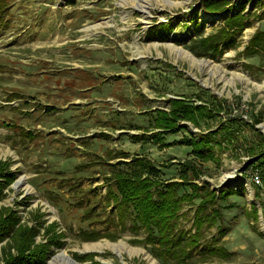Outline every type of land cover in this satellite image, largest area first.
<instances>
[{"label":"rangeland","instance_id":"obj_1","mask_svg":"<svg viewBox=\"0 0 264 264\" xmlns=\"http://www.w3.org/2000/svg\"><path fill=\"white\" fill-rule=\"evenodd\" d=\"M72 1L0 0V161L13 174L0 192V217L13 228L12 239L0 241V264L17 247L39 254L40 264H161L131 242L143 230L122 231L109 197L111 171L127 168L118 159L135 157L158 168L151 180L161 189L182 178L195 185L178 194L236 192L216 201L221 217L202 227L185 264H264V178L255 184L247 168L264 160V50L253 41L264 33V0ZM206 3L234 7L218 13ZM240 11L248 27L228 28L225 20ZM222 34L232 37L216 59L186 49L189 40ZM177 99L220 109L198 127L182 122L158 146L153 118ZM233 121L213 159L201 162L180 144ZM187 161L196 172L180 177ZM197 204L184 201L178 231L193 233ZM95 233L116 238L86 241ZM210 244L229 256H207Z\"/></svg>","mask_w":264,"mask_h":264},{"label":"trees","instance_id":"obj_2","mask_svg":"<svg viewBox=\"0 0 264 264\" xmlns=\"http://www.w3.org/2000/svg\"><path fill=\"white\" fill-rule=\"evenodd\" d=\"M68 5L73 3L72 0H66ZM206 9L215 10V12H223L227 8L234 7V5H220L216 4L211 7L206 3ZM243 12L231 16L225 20L226 26L234 30H241L248 27V23L243 19ZM197 31H200L197 29ZM200 37V35H198ZM232 36L221 35L216 41L205 37L200 42H192L189 40L186 49L197 58L216 59L217 55L221 53L220 46L229 41ZM257 43L264 50V33L257 32L253 37V41ZM191 43V44H190ZM193 43V46H191ZM218 49V50H217ZM215 109H220L219 104L208 106L201 103L199 105L187 104L184 99H177L171 102L168 111H158L153 118V126L161 129L162 132L156 133L151 139L155 142L160 141V136L165 133L175 134L184 128V123H190L193 127H198L200 120L205 118L210 119L218 112ZM236 126L235 121L230 122V126H217L215 130H207L206 132H199L197 136L183 137L180 144L188 146L191 149V155L196 156L201 162L213 159V148L221 147L224 141H230L234 134L232 131ZM251 129V126H247ZM233 129V130H232ZM221 135H219V133ZM228 135V136H225ZM219 138V142L216 139ZM213 143V144H212ZM219 147V149H220ZM248 153L253 154L254 149H248ZM260 152L258 155H260ZM216 160V157H215ZM126 165V169H117L116 164L111 171V182L114 190L109 192V197L116 206V218L120 219L122 231L128 229L135 233L143 230L145 237L141 240H132V243L139 244L147 248V252L157 259L161 264H168V261H173L178 264H185L191 257L192 251L198 247V241L202 236V227L204 225L211 227L216 219L220 218V213L214 208L216 201L225 199L226 195L232 192H224L220 190L216 195L215 191L206 192V197H197L195 194L182 193L177 191L185 186L194 187L191 181L184 182L182 178L176 181H167L160 186L156 181L151 180V176L159 173V170L152 166L148 160L135 157L129 162H121ZM183 170L180 171V177L187 171L196 172V168L192 161L182 162L180 165ZM264 160H253L249 162L247 168L257 171L261 179L264 178ZM0 192L3 185L10 183L13 180V174L9 170V164L5 161H0ZM110 179V178H109ZM154 187V189H153ZM193 191V189L191 190ZM198 200V204L193 212L192 226L194 231L191 235L177 230V220L180 215L177 212L183 206L185 200ZM9 214V212H8ZM2 216V211H0ZM7 216V215H5ZM130 223V226L126 225ZM10 232H13L11 225L3 222L0 217V241L6 237L7 240L12 239ZM219 236L223 235L222 231L218 232ZM9 235V237H8ZM101 238H108L115 240V235L95 233L91 235L86 241H96ZM131 243V244H132ZM16 254L8 252L6 254L5 264H40V260L36 257V252L28 249L15 248ZM207 256H216L220 258H227L229 253L221 246H214L210 244L206 246Z\"/></svg>","mask_w":264,"mask_h":264},{"label":"crops","instance_id":"obj_3","mask_svg":"<svg viewBox=\"0 0 264 264\" xmlns=\"http://www.w3.org/2000/svg\"><path fill=\"white\" fill-rule=\"evenodd\" d=\"M243 123H244V122L241 120V123H240V126H241V127H244V126H246V127H247V126H250V125L247 124V123H244V126H243ZM153 127H154V126H153ZM154 129H155V131H156V132L153 133L154 135H155L156 133H160V132H162L161 129H157V128H155V127H154ZM247 129H249V128L247 127ZM178 132H179V131H178ZM178 132H177V133H178ZM175 134H176V133H175ZM162 135H163V134H162ZM162 135L160 136V141L157 142V143H155V144H157L158 146H161V145H162V144H161V141H162V140H161V137H162ZM134 138L139 139L137 136H134ZM182 138H183V137H181V139H182ZM181 139H180V140H181ZM57 147H58V145L55 143V144H54V148H57ZM120 154H121V153H120ZM121 155H122V157H123V156L127 157L126 154H121ZM119 157H121V156H119ZM117 158H118V157H117ZM138 158H139V157H138ZM118 161L125 162V161H124L123 159H121V158L118 159ZM108 162H111V159H110V161H108ZM114 165H115V164H114ZM77 166L80 167L81 165L79 164V165H77ZM157 169H158V168H157ZM170 181H171V180H170ZM172 181H176V180H172Z\"/></svg>","mask_w":264,"mask_h":264},{"label":"built area","instance_id":"obj_4","mask_svg":"<svg viewBox=\"0 0 264 264\" xmlns=\"http://www.w3.org/2000/svg\"><path fill=\"white\" fill-rule=\"evenodd\" d=\"M250 179H251L252 182H254L255 184L261 186L260 176H259V174H258L257 171H254V172L251 174Z\"/></svg>","mask_w":264,"mask_h":264},{"label":"bare ground","instance_id":"obj_5","mask_svg":"<svg viewBox=\"0 0 264 264\" xmlns=\"http://www.w3.org/2000/svg\"><path fill=\"white\" fill-rule=\"evenodd\" d=\"M20 180H21V179L17 180V183H19ZM58 257H59V256H58ZM60 257H61V259H63V260H67V261L70 262V260L67 258V256H66L64 253H62V254L60 255ZM70 263H71V264H74L73 262H70Z\"/></svg>","mask_w":264,"mask_h":264}]
</instances>
